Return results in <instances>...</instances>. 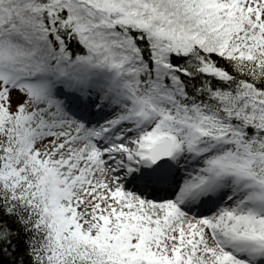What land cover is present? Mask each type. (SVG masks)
<instances>
[{
	"label": "snow or ice",
	"instance_id": "obj_1",
	"mask_svg": "<svg viewBox=\"0 0 264 264\" xmlns=\"http://www.w3.org/2000/svg\"><path fill=\"white\" fill-rule=\"evenodd\" d=\"M0 264H264V0H0Z\"/></svg>",
	"mask_w": 264,
	"mask_h": 264
}]
</instances>
